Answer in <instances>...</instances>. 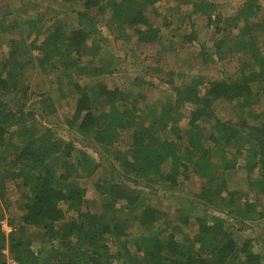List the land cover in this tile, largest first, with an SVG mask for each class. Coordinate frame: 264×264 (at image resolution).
<instances>
[{
  "label": "trees",
  "instance_id": "1",
  "mask_svg": "<svg viewBox=\"0 0 264 264\" xmlns=\"http://www.w3.org/2000/svg\"><path fill=\"white\" fill-rule=\"evenodd\" d=\"M81 1L85 11L75 12L72 26L60 20L48 28L32 20L24 22L28 36L35 35L28 44V48L34 51L33 58L32 54L24 53V46L19 48L20 40L10 38L8 49L2 51L5 58L0 61V90L13 87L25 92L28 88L25 72L30 62H35L36 67L45 73L59 72L57 85L62 81L69 91L70 86L80 90L72 116L66 122L86 139L115 147L122 132L130 133V142L120 149L128 171L147 177L153 175L147 178L153 181L158 175L161 179V171L167 161L175 170H179L180 165L186 169L191 167L192 174L210 199L217 188L212 187V183L218 176L210 155L215 148L230 147L231 159L234 151L244 154L249 177L255 168L258 169L257 176L249 182L252 188L263 192L264 112H246L252 119L251 123H246L244 118L239 124H233L218 116L214 106L217 100H235L242 111V107L256 104L264 94V52L257 46L255 32L258 22L250 23L255 1L243 0L236 16L226 20L232 21L229 27L233 29L240 17L245 20L242 29L234 34L238 38L232 47L235 50L247 49L258 71L252 68L253 63H247L235 75L236 78L226 76L207 81L202 91L197 80L174 88L176 94L161 102L147 100L158 86L151 80L135 78V89L109 87L105 82L80 86L75 80V75L90 76L91 72L103 74L108 70V62L101 56L95 59L99 66L92 64V58L86 59L82 65L85 55L98 52L95 44L88 46L87 43V37L97 30L98 21L103 20L104 25L124 39L135 36V40L143 44L160 41L158 27L146 16L148 7L157 0ZM174 2L179 13L186 11L182 13V21L196 13L211 21L212 12L217 7L211 0ZM184 37L191 41L190 35ZM225 45L222 38L216 41L214 47L218 57L222 56ZM229 47L234 50L231 45ZM152 71L161 69L155 67ZM161 81L158 80L159 83ZM253 92L257 93L256 97ZM43 97L45 106L53 112L51 97ZM122 99L131 100L132 104L123 103ZM183 100L189 105L185 116L180 115L183 106L179 102ZM1 104L0 202L8 190V183L20 179L17 187L21 191L24 189L21 196L24 211L15 223L8 221L1 202L0 221L6 218L12 230L4 234L0 225V263L7 259L4 252L7 249L9 257L19 264H112L113 259L121 261V264H264V255L253 251L249 238L239 243L234 234L219 223L207 225L197 220L200 225L194 236L175 233L178 226L159 224L162 212L146 201L138 190L126 184L118 185L112 179L98 178L93 182L96 196L87 198V188L80 185V180H89L96 172L98 165L93 159L75 148L72 142L57 139L52 129L28 124L33 114L26 113L23 105L16 111L9 109L3 112ZM181 119L186 127H178L176 120ZM167 127L171 137L166 135L169 131L161 129ZM75 153H78L77 158ZM233 166L227 164L225 168ZM222 191L220 188L217 193ZM224 191L223 205L233 207L235 191L226 188ZM96 197L102 200L100 204H96ZM243 209L245 214H252L253 208L245 205ZM67 211L73 212L69 218H66ZM182 221L188 223L189 220L185 217ZM134 222L140 232L131 237L129 228ZM31 236L39 241L36 251L31 248ZM108 238L110 243H105ZM45 243L48 248L44 247Z\"/></svg>",
  "mask_w": 264,
  "mask_h": 264
},
{
  "label": "rangeland",
  "instance_id": "2",
  "mask_svg": "<svg viewBox=\"0 0 264 264\" xmlns=\"http://www.w3.org/2000/svg\"><path fill=\"white\" fill-rule=\"evenodd\" d=\"M216 2V11L212 12L211 21L198 13L193 14L188 19L182 21L181 16L186 11L179 13L174 0H157L146 10V16L154 26L158 27L157 33L160 34V41L150 44L139 43L135 36L131 39H124L114 29H109L104 25L103 20L97 22V30L94 34L87 37L88 46L98 49L96 55H85L82 58V65L88 58L93 59V63L99 66L100 63L95 60L97 57H103L108 62L106 73H89L90 76L75 75V80L80 86L86 84L94 85L97 82H105L109 87L131 88L135 89V78L139 80H151L157 84L147 100H157L161 102L171 94L175 95L174 88H179L199 80L198 88L202 91L207 81H214L226 76L236 78L242 66L247 63H253L254 58L247 54V49L235 50L232 47L237 42V36L234 34L242 29L245 20L240 17L235 22V28L229 27L232 21L226 20L236 16V11L243 3V0H211ZM252 5L250 23L258 22L257 46L261 52H264V0H254ZM80 0H0V61L5 57L2 51L8 49L10 38L20 40L19 48H26V55L34 51L28 48V44L35 35L30 37L26 33L27 20L34 21L43 28H48L53 22L60 20L67 26H72L75 21V12H83ZM236 13V14H235ZM242 16V15H241ZM107 17V16H106ZM105 17V18H106ZM249 21V18L245 16ZM253 27V26H252ZM140 28H143L140 26ZM239 29V30H238ZM254 29V28H253ZM128 33L133 34L131 31ZM191 36L188 41L184 36ZM225 40L223 54L218 57L215 53V43L218 40ZM42 39V36L39 40ZM38 40V41H39ZM8 41V42H7ZM22 44V46H21ZM233 48L234 50L230 49ZM95 49V48H94ZM90 59V60H92ZM34 61V59H33ZM253 69L258 71L255 63ZM159 68L161 71L154 72L153 68ZM59 72L45 73L36 67L35 62L28 65L25 72L26 86L25 92L16 90L13 87L0 90V103L3 112L16 111L20 106H24L26 113L32 112L33 117L29 118L28 124H36L50 128L54 131V136L59 140H67L74 144L75 148L81 149L91 157L97 164L96 172L88 179L80 180V185L87 188V198L96 196L93 182L98 178L112 179V182L120 185L126 184L143 196L146 201L159 209L162 214L159 224L178 226L175 233H188L190 236L196 234L199 222L204 221L207 225L220 224L226 231L234 234L235 239L242 242L244 238H249L252 242V249L258 254L264 255V191L260 192L257 188H252L249 180L257 176L258 169L255 168L252 177H249V170L244 162V154L239 155L236 151L229 154L230 147L226 149L215 148L210 161L216 166L218 174L217 180L212 183V187H217L209 197L205 195V190L197 181V177L189 169L179 166V170L172 168V163L167 161L162 169V177L156 176L154 180L147 178L153 175H137L126 169V165L121 158L122 149L130 142V133L122 132L118 137L117 146L108 147L100 142L97 143L91 139H86L80 132L71 127L68 121L74 111L76 100L80 97L78 89L70 86V91L61 81L57 85ZM263 77H261L262 79ZM162 80L160 83L158 80ZM200 80L202 82L200 83ZM43 94V95H42ZM256 92L253 95L256 97ZM48 95L52 99L53 112L45 106L44 97ZM123 103L132 104L131 100H121ZM119 102V101H117ZM182 103V104H181ZM182 113L186 115L188 111V102L185 100L179 102ZM178 105V110L179 106ZM217 115L223 117L233 124H239L240 119L246 123H251V117L246 115L263 114L264 94L260 101L251 106L242 107L234 101H216L214 103ZM184 119V118H183ZM176 120L178 127H186L184 121ZM162 131L171 137L170 128H161ZM182 131V130H181ZM163 133V132H162ZM213 143H211L212 145ZM121 149V150H120ZM78 157V153L74 154ZM228 162V163H227ZM227 164H234L233 167L225 168ZM126 166V167H125ZM139 177H137V176ZM169 175V177H167ZM186 176L188 178H186ZM193 176V177H192ZM21 183L20 179L9 182L8 190L5 193L2 202V210L6 213L8 221L16 222L23 213L22 193L17 185ZM209 186V185H208ZM256 187V186H255ZM222 188V193L217 191ZM228 190L235 191V205L226 207L223 205V198ZM96 204H100V198L96 197ZM95 198V199H96ZM0 202V205H1ZM245 205L251 209L250 213L245 214ZM240 209H235V208ZM231 208V209H229ZM125 212V211H124ZM122 212V213H124ZM66 218L73 215V212L67 211ZM188 218V223H183L184 218ZM171 229H168L170 232ZM130 236L135 237L139 234L137 224L134 222L129 228ZM181 238L180 236H178ZM31 248L36 251L39 249L38 239L30 237ZM33 240V241H32ZM181 240V239H179ZM110 238L105 243H110ZM48 248V244H44ZM43 248L42 250H46ZM113 249L115 247H112ZM133 250V246L130 247ZM9 257V252L4 250ZM112 264H121L119 260H112ZM131 264V263H130Z\"/></svg>",
  "mask_w": 264,
  "mask_h": 264
},
{
  "label": "built area",
  "instance_id": "3",
  "mask_svg": "<svg viewBox=\"0 0 264 264\" xmlns=\"http://www.w3.org/2000/svg\"><path fill=\"white\" fill-rule=\"evenodd\" d=\"M0 225H1V229L4 234H8L12 230V227L8 224V221L6 218L0 221ZM0 264H19V263L15 259L7 257L5 262L0 263Z\"/></svg>",
  "mask_w": 264,
  "mask_h": 264
}]
</instances>
